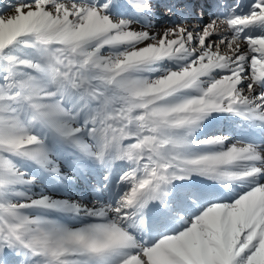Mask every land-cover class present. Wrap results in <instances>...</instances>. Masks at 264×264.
<instances>
[{
  "label": "snow or ice",
  "instance_id": "6c2138e0",
  "mask_svg": "<svg viewBox=\"0 0 264 264\" xmlns=\"http://www.w3.org/2000/svg\"><path fill=\"white\" fill-rule=\"evenodd\" d=\"M0 264H264V0H0Z\"/></svg>",
  "mask_w": 264,
  "mask_h": 264
},
{
  "label": "bare ground",
  "instance_id": "6f19581e",
  "mask_svg": "<svg viewBox=\"0 0 264 264\" xmlns=\"http://www.w3.org/2000/svg\"><path fill=\"white\" fill-rule=\"evenodd\" d=\"M212 131H216V128H212ZM88 178L91 177V175L87 176ZM92 177L97 178V175H92ZM87 178V179H88ZM85 185H91L90 180H86L82 177H74V182L71 184H68L65 186L63 192L70 197H74L76 196V194L79 193L80 190H83L85 188ZM60 195H63V193H61ZM80 199V198H79Z\"/></svg>",
  "mask_w": 264,
  "mask_h": 264
},
{
  "label": "rangeland",
  "instance_id": "374dc122",
  "mask_svg": "<svg viewBox=\"0 0 264 264\" xmlns=\"http://www.w3.org/2000/svg\"><path fill=\"white\" fill-rule=\"evenodd\" d=\"M159 19H160V22H161L160 27L163 28L164 25L168 23V18L165 17L163 14H161ZM49 188H51V186H49ZM51 190H55V189H51ZM89 192H88V189H84L83 191H80V193L76 194V196H74L72 198L77 199V200H79V198L83 199L84 202H86V203L90 202L92 200V193H91L90 190H89Z\"/></svg>",
  "mask_w": 264,
  "mask_h": 264
}]
</instances>
